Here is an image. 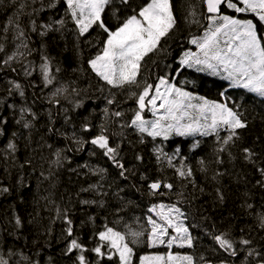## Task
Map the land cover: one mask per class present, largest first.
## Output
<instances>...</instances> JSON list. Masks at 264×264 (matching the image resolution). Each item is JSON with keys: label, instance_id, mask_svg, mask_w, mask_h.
<instances>
[{"label": "trees", "instance_id": "16d2710c", "mask_svg": "<svg viewBox=\"0 0 264 264\" xmlns=\"http://www.w3.org/2000/svg\"><path fill=\"white\" fill-rule=\"evenodd\" d=\"M147 2L131 0V6H122L117 0L106 8L104 22L115 30L133 8ZM170 2L176 26L162 38L158 50L145 57L137 77L140 86L115 89L99 80L88 66L106 38L98 26L79 36L65 16L62 0L55 8L46 7L47 0H15L14 6L12 0H0V44L5 49L0 52V189L9 190L0 191V253L6 256L9 249L15 251L18 255L12 257V264L19 260L20 253L38 264H76L77 252L64 254L67 240L72 238L89 250L84 253L88 264H118L117 257L107 259V248L103 249V258L90 251L99 243L97 233L106 226L121 233L142 229L150 215L148 209L159 204H176L184 211L194 246L180 251L191 255L195 264H242L246 251H238L233 258L218 249L212 237L221 233H229L235 241L250 239L251 246L264 253V229L258 225V216L264 214V186L258 183L264 179L259 171L264 168V101L180 66L183 54L193 50L190 40L203 35L208 14L202 0ZM21 5L24 7L17 18L31 52L21 48L24 56L3 65V60L17 51L19 41L14 39L8 19L17 16ZM190 11L198 23L192 22ZM220 12L252 19L257 30L264 32L249 14H237L226 6H221ZM61 18L67 23L59 31L40 36V25ZM31 20L36 21V31H32ZM5 26L10 28L7 33L3 31ZM42 56L51 62L53 82L47 86L40 72ZM160 77L175 85L182 80L200 85L206 99L222 102L242 114L246 128L238 130L239 137L224 146V152L217 149L228 135L225 130H219L220 139L212 135L195 141L177 137L164 141L138 135L125 126L137 110L132 93L141 92L146 83L155 85ZM10 81L21 85L23 97L14 89L9 93ZM57 89L62 91L54 96ZM108 99L114 102L109 105ZM105 108L109 110L107 116ZM21 109L28 111L22 115ZM115 111L122 116H111ZM143 115L150 118L148 111ZM25 122L28 128L23 126ZM86 124L88 131L83 130ZM101 126L106 129L110 145L118 147L117 159L128 170L123 177L121 169L90 143L100 134ZM9 142L15 143V153L7 151ZM245 148L253 153L251 161L245 157ZM167 156L173 157L172 167ZM181 162L185 170L191 169V178L177 176L175 168L181 167ZM157 180L173 184V190L162 189L166 195H150L148 184ZM84 200L90 203H81ZM64 213L72 221L73 237L66 238ZM16 217L23 221L18 231Z\"/></svg>", "mask_w": 264, "mask_h": 264}, {"label": "snow or ice", "instance_id": "6c2138e0", "mask_svg": "<svg viewBox=\"0 0 264 264\" xmlns=\"http://www.w3.org/2000/svg\"><path fill=\"white\" fill-rule=\"evenodd\" d=\"M58 0H47L46 7L55 8ZM64 4L65 16L70 18L75 25V30L79 36L83 37L93 26L106 33L103 40L102 49L94 58L88 61V66L99 80L103 81L109 88L124 89L127 86H140L137 79L140 74L142 62L150 53L158 50L161 40L167 37L176 26L173 5L170 0H148L138 9L133 8L131 15L123 19L117 25L115 30H111L104 22L103 14L110 5L114 6L117 0H62ZM122 6H131V0H118ZM207 12V25L202 36L190 40L195 45V52H185L181 57L179 64L181 67H196L197 71L207 70L212 75H219L222 79L228 80L232 87L242 88L249 93L264 98V39L258 36L257 25L252 19H239L233 16L221 14V6L232 9L235 13H250L261 24H264V0H202ZM13 6L15 0H12ZM21 9L17 11V16L9 17L8 25L12 26L14 39L19 41L17 51L7 56L2 64L10 65L17 56H24L20 52L21 48L28 49L26 43L27 36L24 29L20 26L18 16ZM44 5H42V8ZM34 12L32 14L35 13ZM29 14V15H32ZM115 14V12H114ZM193 17L195 13L189 12ZM32 31H36V21L31 20ZM67 23V19L61 18L54 21L60 27H54L53 24H42L39 27L43 29L39 32L43 37L48 31H59ZM5 26L3 31L7 33L10 28ZM5 51L0 44V52ZM31 50L28 49V54ZM40 72L45 86L53 82V76L50 71L51 62L46 56H42ZM59 71V68L56 69ZM26 74H30L27 73ZM12 88L16 90L21 97L24 92L19 83L11 82ZM57 89L53 95L61 93ZM154 93V94H150ZM136 97L137 110L134 112L127 127L134 128L141 134L153 139L162 137L167 140L170 135L175 136H209L215 134L218 139L219 130L227 131L228 135L222 139V146L217 149L218 152H224L225 147L239 137L238 130L246 128L247 124L242 119V114L228 107L224 103H217L204 99L203 97L193 96L189 92L174 86L167 78H158V83L145 84L143 90L139 93H132ZM223 95V93H221ZM198 101V103H193ZM113 99H108L107 103L111 105ZM159 102V103H158ZM10 107H12L10 105ZM79 107V104H77ZM148 109L151 111L154 119L146 120L143 113ZM28 109H21L23 115ZM105 115L109 114L107 108L104 109ZM111 116L120 118L122 113L115 111ZM19 123V121H17ZM28 128L30 125L25 122L23 125ZM84 131L89 130L86 124ZM106 129L101 126L100 134L91 138L90 143L103 151L104 156L111 160L115 166L121 169L120 175L123 177L128 171L124 165L117 159L118 147L114 148L109 143V138L104 134ZM78 144L83 141L77 140ZM143 142V141H142ZM9 153H15V143L9 142L7 145ZM245 157L249 161L253 156L250 149L245 148ZM179 149H177V154ZM59 161L60 153H56ZM169 167L173 166V157L167 156ZM140 159V157H137ZM157 159L160 156L157 155ZM203 164V161H201ZM181 167L175 168L177 176L181 179H189L193 173L191 169L185 170L183 162ZM203 170V169H202ZM261 177H264V168L259 169ZM219 175V174H218ZM264 186V179L259 181ZM150 195H166L162 189H168L171 192L174 185L163 181H153L148 184ZM2 192H8V188L0 189ZM86 191V189H85ZM221 200L223 196L218 192ZM83 204L90 203L87 200L81 201ZM251 208V205H248ZM152 213L147 218V231H131L128 234L121 233L112 227H105L103 231L97 233L99 243L96 247L90 249L97 257L103 258L106 253L104 248L108 249L107 259L118 258V264H133V244L144 242L149 248L157 246H166L169 250L175 245L179 248H192L193 236L189 228L185 226L187 219L184 211L176 204L172 205H154L148 209ZM57 215L61 212L57 209ZM64 222L66 238L73 237V226L71 219L64 213ZM258 225L264 229V214L258 216ZM23 227V221L15 218V229L18 231ZM15 234V232L13 233ZM129 236L131 240H129ZM146 236L142 241L141 237ZM219 250L227 253L231 257H236L238 251H246L242 264H251L250 258L256 261V264H264V253L252 247V240L241 237L238 241L229 238V233L216 234L212 237ZM237 245L240 247L238 248ZM86 251L83 244L77 238L67 240L65 255L77 252L76 264H88ZM18 255L15 251L9 249L7 255L0 253V264H12V257ZM19 260L15 264H38L31 257L19 254ZM203 260V257H201ZM99 264V261H97ZM140 264H194L191 255H173L169 251L167 256L152 255L141 256Z\"/></svg>", "mask_w": 264, "mask_h": 264}, {"label": "rangeland", "instance_id": "374dc122", "mask_svg": "<svg viewBox=\"0 0 264 264\" xmlns=\"http://www.w3.org/2000/svg\"><path fill=\"white\" fill-rule=\"evenodd\" d=\"M237 3H238V0H237ZM242 14L247 15L246 13H242ZM248 14L251 15V16H253L250 13H248ZM253 18L261 25V28L264 30V24H261L254 16H253ZM258 36L261 37L262 39H264V32L263 31H258ZM190 46L193 48V50H191V52H195L196 51L195 45H192L190 43ZM183 67L186 70H189L190 72H192L194 74H198V75H201V76H207L209 78L219 80V81L225 83L227 86H229L230 89H242V88L232 87L231 84H230V82L228 80L222 79L221 76H219V75H212L207 70H205V71H197L195 66L192 67V68H189L187 66H183ZM172 84L174 86L182 89L183 91L189 92L193 96H199V97H203L204 99H206L204 96H202V94H201L202 91L199 90L200 85H191V84L187 83L184 80L180 81L177 85H175L174 83H172ZM242 90H245V89H242ZM245 91H247V90H245ZM152 94H154V93H152ZM250 94H252L256 98H258L259 100H263L264 101V98H261V97L257 96L254 93H250ZM207 100H209V99H207ZM209 101H212V100H209ZM213 102H217V101H213ZM193 103H198V101H193ZM217 103H222V102H217ZM148 112H149L150 118L149 119H146V120H152V119H154V117L152 116L151 111L148 110ZM221 130H223V129H221ZM136 133L138 135L143 136V137L152 138V137L147 136V134H141L138 131H136ZM213 135H215V134H213ZM209 136H212V135H209ZM209 136H200L198 134L197 135H194V136H192V135H190V136H175V135H170L167 140L171 139L172 137H177V138H182V139H186V140H193V141H195L196 139L206 138V137H209ZM155 139L161 140L163 138L162 137H157ZM160 151H161V149H160ZM151 215H152V213H150L149 216H151ZM184 223H185V221H184ZM185 226H186V224H185ZM144 230H147V219L144 222V224L142 225V229H139V230H137V229H127V230H124L122 233L128 234L131 231H144ZM129 240H131V237L130 236H129ZM141 240L144 241L146 239H144V236H142L141 237ZM131 246L133 247V251H134V254H133V264H140V257L141 256H152V255H164V256H167L168 253H169V251H171V253L173 255L183 256V255H188V254L182 253L180 250H182V249L188 250L189 249L188 247L179 248V247H176L175 245L172 247L171 250H169L166 246H163V245L157 246V247H153V248H149L147 246V244L144 243V242H141L139 244H133ZM152 250H154L155 252L146 253L147 251H152ZM194 264H195V262H194Z\"/></svg>", "mask_w": 264, "mask_h": 264}, {"label": "water", "instance_id": "95a60500", "mask_svg": "<svg viewBox=\"0 0 264 264\" xmlns=\"http://www.w3.org/2000/svg\"><path fill=\"white\" fill-rule=\"evenodd\" d=\"M204 8H205V6H204ZM205 11H206V8H205ZM206 13H207V12H206ZM145 112H146V110H145ZM145 112H144V113H145ZM149 190H150V189H149Z\"/></svg>", "mask_w": 264, "mask_h": 264}]
</instances>
